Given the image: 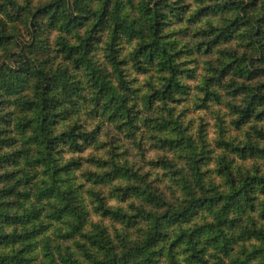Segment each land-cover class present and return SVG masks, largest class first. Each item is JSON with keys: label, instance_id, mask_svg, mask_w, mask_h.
<instances>
[{"label": "clouds", "instance_id": "obj_1", "mask_svg": "<svg viewBox=\"0 0 264 264\" xmlns=\"http://www.w3.org/2000/svg\"><path fill=\"white\" fill-rule=\"evenodd\" d=\"M0 264H264V0H0Z\"/></svg>", "mask_w": 264, "mask_h": 264}]
</instances>
